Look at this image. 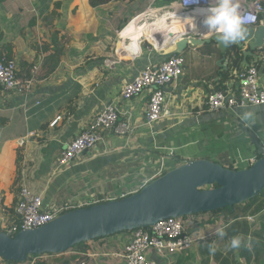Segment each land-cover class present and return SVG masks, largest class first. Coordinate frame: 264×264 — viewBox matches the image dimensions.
Masks as SVG:
<instances>
[{
    "label": "crops",
    "instance_id": "0c3cea01",
    "mask_svg": "<svg viewBox=\"0 0 264 264\" xmlns=\"http://www.w3.org/2000/svg\"><path fill=\"white\" fill-rule=\"evenodd\" d=\"M193 11L184 10L181 0H0V58L15 61L19 78L33 81L28 95L0 87V222L15 221L22 187L43 199L45 211H70L135 194L181 161L206 159L246 169L257 160L243 127L264 142V106L211 112V93L237 87L228 58L224 62L215 42L188 44L177 54L169 40L170 34L188 33L196 40L216 34ZM179 55L185 59L183 74L165 89L170 115L147 126L150 93L125 101L122 89L148 67ZM255 60L244 62L242 56L241 67ZM259 63L264 86V63ZM224 73L230 75L225 82ZM110 105L133 133H104L93 150L61 169L63 150ZM248 111L254 113L252 121L241 118ZM183 223L195 240L191 250L151 254L157 264H264V197L232 213L192 216ZM224 226L227 235L221 239L216 229ZM238 234L252 237L251 250L243 244L230 249ZM129 236L118 234L41 259L124 264Z\"/></svg>",
    "mask_w": 264,
    "mask_h": 264
},
{
    "label": "water",
    "instance_id": "95a60500",
    "mask_svg": "<svg viewBox=\"0 0 264 264\" xmlns=\"http://www.w3.org/2000/svg\"><path fill=\"white\" fill-rule=\"evenodd\" d=\"M246 29L245 40L228 46L217 34L208 40L193 39L188 33L170 34L169 40L176 43L177 54L183 53L188 44L215 42L224 62L232 46L242 52L244 62L251 57L264 63V23ZM243 131L258 157L250 167L231 170L206 159L181 161L179 167L128 197L70 210L43 227L21 231L14 237L0 232V259L25 264L31 257L63 255L82 244L151 228L165 220L227 208L234 211L264 192V142L249 129L243 127Z\"/></svg>",
    "mask_w": 264,
    "mask_h": 264
},
{
    "label": "built area",
    "instance_id": "2783aa9c",
    "mask_svg": "<svg viewBox=\"0 0 264 264\" xmlns=\"http://www.w3.org/2000/svg\"><path fill=\"white\" fill-rule=\"evenodd\" d=\"M238 3L244 27L259 26L264 18V0H238ZM181 6L190 13L192 9L207 7L208 0H201L199 5L181 0ZM184 63L185 59L182 56H173L160 65L148 67L122 89L121 97L125 101L132 100L144 92L150 93L145 125L153 126L170 115L166 107L165 89L182 76ZM259 67V60H255L250 67L235 74L237 79L235 92L226 90L211 93L207 97L209 110L219 113L234 108L263 107L264 86L260 82ZM0 87L11 94L28 95L33 89V81L21 80L17 63L1 57ZM133 131L129 123L121 120L119 110L115 106H107L95 117L89 128L81 132L63 150L59 157V166L61 169L66 168L78 156L93 150L102 141L104 133L126 136ZM68 211V208H52L45 211L43 199L28 187H22L15 208V221L11 224L1 221L0 230L14 237L21 231L43 227ZM129 234V241L121 256L124 264H157L150 258L151 254L161 256L181 254L191 250L195 242L184 223L177 219L165 220L151 228L134 230ZM33 258L43 257H31Z\"/></svg>",
    "mask_w": 264,
    "mask_h": 264
},
{
    "label": "clouds",
    "instance_id": "9594fccd",
    "mask_svg": "<svg viewBox=\"0 0 264 264\" xmlns=\"http://www.w3.org/2000/svg\"><path fill=\"white\" fill-rule=\"evenodd\" d=\"M200 2L201 0H188L189 4L199 5ZM238 9V0H208L207 7L196 8L194 12L202 16L200 22L207 28V31L216 33L219 36L220 42L224 46H228L245 40L247 35V29L244 27V19L240 16ZM191 19L193 22H196L195 16H192ZM119 35L123 36L124 32H121ZM241 118L245 121H252L254 113L248 111ZM225 228L226 226L216 229V235L221 239L227 235ZM242 244L251 250L253 246L252 237L248 236L245 240L242 234L233 236L230 240L229 247L230 249H239ZM209 252L215 254L216 248L210 245Z\"/></svg>",
    "mask_w": 264,
    "mask_h": 264
},
{
    "label": "trees",
    "instance_id": "16d2710c",
    "mask_svg": "<svg viewBox=\"0 0 264 264\" xmlns=\"http://www.w3.org/2000/svg\"><path fill=\"white\" fill-rule=\"evenodd\" d=\"M109 0H101V3H104V2H108ZM227 58H228V60H229V67H230V71H231V73L232 72H234V73H239L240 71H242L243 70V68L241 67V59H242V52L241 51H237V50H235L234 49V47H230L229 48V51H228V53H227ZM230 77V75H229V73H224V75H223V80H224V82L226 81V79H228ZM235 77H236V75H235ZM226 88L225 87H220V88H218V89H216V91H214V92H223L222 90H225ZM218 90V91H217ZM213 92V93H214ZM226 168H229V169H231V170H239V169H237V168H235V167H226ZM206 189H211V187H207ZM264 197V192L259 196V197ZM258 197V198H259ZM258 198H256V199H254V200H252V201H250V202H248L249 204L250 203H252V202H254L255 200H257ZM247 204V203H246ZM218 212H230V213H232L233 211L232 210H230V209H224V210H221V211H218ZM218 212H215V213H218ZM212 214H214V213H212ZM188 218V217H187ZM181 221L182 222H184V219H181ZM0 232H1V230H0ZM122 234V233H121ZM51 257V256H54V255H49V254H45V255H42V256H40V257ZM30 258H28V260H29ZM72 259H75V258H72ZM27 260V261H28ZM1 261H3V260H1ZM3 262H5V263H8V262H6V261H3ZM39 263L40 264H46V263H44L43 262V260L42 261H39ZM8 264H19V263H8Z\"/></svg>",
    "mask_w": 264,
    "mask_h": 264
},
{
    "label": "rangeland",
    "instance_id": "374dc122",
    "mask_svg": "<svg viewBox=\"0 0 264 264\" xmlns=\"http://www.w3.org/2000/svg\"><path fill=\"white\" fill-rule=\"evenodd\" d=\"M245 136V135H244ZM188 218L186 217V218H184V221L185 220H187ZM82 245H84V244H82ZM82 245H80V246H82ZM78 247V246H77ZM45 257V256H44ZM46 258V257H45ZM50 258L49 257H47V259L46 260H49ZM51 259H53V258H51ZM34 261V262H33ZM39 261H42V259H38V258H33V259H29L25 264H40L39 263ZM0 264H8V263H5V262H3V261H1L0 260Z\"/></svg>",
    "mask_w": 264,
    "mask_h": 264
}]
</instances>
